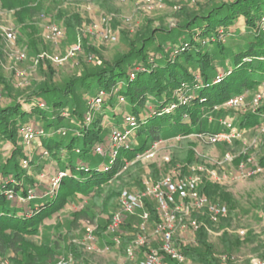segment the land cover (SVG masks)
Returning <instances> with one entry per match:
<instances>
[{"label": "trees", "instance_id": "1", "mask_svg": "<svg viewBox=\"0 0 264 264\" xmlns=\"http://www.w3.org/2000/svg\"><path fill=\"white\" fill-rule=\"evenodd\" d=\"M191 6L174 12L178 21L173 26L143 25L132 38L123 28L119 39L126 48L110 59H105L82 36V52L95 58L78 59V53L74 57L75 71L61 82L55 78L48 59L47 66L42 62L39 65V82L15 86L0 76V94L6 99L0 104V141L10 139L16 145L0 164V259L5 256L12 264H51L58 241L52 239L50 247L37 233L48 217L68 204L62 191L81 192L96 200L102 195V203H107L122 189L142 187L144 174L149 175L146 170L140 164L124 170L122 167L153 141L178 135V140L171 141L203 142L191 134L206 135L224 129L212 125L208 120L211 116L229 118L240 130L255 126L261 132L264 100L253 110L237 113L233 108L219 106L231 96L244 94L264 82V36L260 25L264 0H207ZM106 8L114 7L110 3ZM110 15L109 21L116 23L115 8ZM64 23L65 29L76 31L81 22L70 18ZM118 116L119 122L115 120ZM105 128L110 129L108 135ZM113 130L126 134L115 147L109 143ZM26 132L31 135L29 139L24 137ZM142 133L144 137L138 142L137 135ZM18 136L36 148L35 157L16 144ZM263 138L255 140L261 143ZM97 147L103 151H96ZM183 148L185 155L181 159L172 155L165 164L179 168L181 177L184 168L188 171L186 163L194 161L191 149ZM231 159L252 173L264 168V150L249 163L233 156ZM45 169L61 173L58 189L51 188L50 180H46L50 172L45 173ZM41 171L45 176L36 179ZM159 176L154 174L153 179ZM116 177L117 184L113 182ZM222 185L200 177L198 190L210 201L224 204L227 214L212 221L206 211L191 212L199 226L191 241L181 245L185 264H230L246 242V237L240 239L227 229L237 207ZM255 209L264 215V206ZM81 211L80 217H87V209ZM213 229L220 230L217 243L209 238ZM124 230L133 235L138 228L127 223ZM129 236L122 240L120 252ZM68 251L73 264H117L115 259L106 260L86 251L79 243H69Z\"/></svg>", "mask_w": 264, "mask_h": 264}, {"label": "rangeland", "instance_id": "2", "mask_svg": "<svg viewBox=\"0 0 264 264\" xmlns=\"http://www.w3.org/2000/svg\"><path fill=\"white\" fill-rule=\"evenodd\" d=\"M204 1L207 0H108L106 3L104 0H0V45L3 51V55L0 57V76L6 81H12L15 86L31 81L39 82L42 79L39 65L42 62V65L45 67L47 63L45 60H40L33 69L31 67L33 59L43 53H47L49 56L62 55L68 48L74 46L78 40L80 41V56H78V59L89 61L92 57L95 58L92 54L82 52V36H85L91 46L93 45L95 50L102 53L105 59H110L118 51H124L126 48L124 43H122L123 40L119 39V32L123 28H125L123 30L128 33L129 37L132 38L143 25H148L146 27L173 26L178 21L173 16L174 12L179 11L183 7H192L191 5L198 2L203 3ZM109 2L118 14L114 16L116 23L109 21V16H111L110 11L114 9L108 10L106 8L110 4ZM70 18L80 20L81 23L78 30L65 29L64 21ZM51 22L64 30L63 38L53 46L43 39L45 26ZM92 24L107 28L111 32H116L117 41L111 44L95 39L94 36L86 31ZM9 31L16 32V40L13 43L5 37V32ZM35 39H39L38 42ZM16 52L24 53L26 57L21 61L17 60L15 58ZM47 59L56 75L55 78L60 82L67 79V76L71 75L76 69V58H72L69 61L65 60L62 64H55L50 58ZM24 69H26V74L16 77L15 70L24 71ZM259 88V85L249 88L243 94V105L233 108L234 112H232L237 113V111L241 110H252L251 102ZM5 100L4 96L0 94V104H4ZM263 100L264 98L261 102ZM112 104L115 105L114 101ZM119 109H122V107ZM125 109L128 110L129 107L126 106ZM214 117L211 116L212 125L219 128L224 127L220 121L222 118L214 119ZM115 120L119 122V116ZM63 123L66 124L65 121ZM241 131V137L239 139L234 138L230 142L212 144L194 139H183L177 142L168 141L160 145L159 149L155 152L154 159L151 161H135L129 165L140 164L146 170V174L149 175L146 176L144 174L143 181L149 176V178L153 179L154 174L162 176L163 171L169 168L163 162L162 158L164 156L170 158L172 155H175L176 158L179 157L181 159L185 155L183 147L191 149L194 161L186 163L185 167H188V171L185 168L183 169V177L200 175V177H206V180L213 184L218 182L223 184V189L230 195V200L232 199L236 204L237 214L231 219V223L227 229L229 233L236 235L240 239L246 237V242L244 241L240 245L239 249L235 252L236 259L232 260L230 264H250L252 261H264V215L260 213L259 209H255L256 207L260 208L264 206V168L256 170L251 174L237 177L235 175L237 168L235 164L237 161L231 159L233 156L234 159L240 162L247 161L249 163L252 158L256 159L261 152L263 153L264 138L263 141L261 140V143H259V140H255V138L264 137V125L261 128V132H257L255 126H250ZM104 132L105 135H108L110 129L105 128ZM143 137V133L137 135V141L140 142ZM187 142L191 143L186 146ZM16 144L23 147L24 150L34 157L38 154L36 148L22 137L18 136ZM14 146H16L15 143L10 139L0 141V164L11 155ZM227 155L230 159H226ZM96 158L100 159V156L97 155ZM23 165L27 166V162H24ZM44 171L45 173L50 172L49 169H45ZM208 175L214 178H210ZM43 176L45 175L41 171L35 178L40 179ZM54 176L55 174L50 172V178L46 180H50L51 182ZM117 178L113 181L116 184L118 183ZM133 187L130 190L143 189L144 185L142 184L140 188L137 186ZM62 193L67 200L69 199V202H66L68 204L64 206L65 208L48 217L45 225L37 233V236L43 239L44 243L49 244L50 247L54 243L52 239L58 241L59 247L55 249V256L52 258L51 264L69 254V243H79L85 248L87 240L86 227L84 225L92 224L91 222H93L90 221L89 217L94 219V223L98 225L95 226L96 228L98 227L96 229L98 230L97 234L100 237L104 235L106 218L109 214L106 211L110 210L111 212L116 209V198L119 194L114 195L107 203H102V195L101 198L96 200L88 198L87 195L80 194L81 192L78 194L74 191H62ZM84 209H87L88 218L80 217L81 210ZM212 231L209 237L210 241L217 243L220 230L213 229ZM240 231L243 233L240 234ZM247 238L249 241H247ZM99 255L106 257V260H113L111 252ZM114 259L117 262L119 261V259ZM1 261H7L9 264H12L5 256L0 259Z\"/></svg>", "mask_w": 264, "mask_h": 264}, {"label": "built area", "instance_id": "3", "mask_svg": "<svg viewBox=\"0 0 264 264\" xmlns=\"http://www.w3.org/2000/svg\"><path fill=\"white\" fill-rule=\"evenodd\" d=\"M261 32L264 36V18L261 19ZM95 39L102 40L106 43H115L117 41V33L111 32L107 28L98 27L92 24L86 30ZM64 36V30L51 22L45 26L43 39L45 42L56 45ZM5 37L13 43L16 40V32H5ZM80 52V41L68 48L62 55L49 56L47 53L40 54L33 59L31 67L34 69L40 60L50 58L55 64H62L65 60L74 58ZM26 56L24 53L16 52L15 58L23 60ZM25 70H15L17 76H24ZM264 98V82L260 85L257 94L254 96L251 106L252 110L260 105ZM243 105V94H237L228 98L219 108H236ZM218 109V107H214ZM212 121L211 117H208ZM224 125V129L215 131L211 134L202 135V133L191 134L194 137L202 138L206 143L230 142L234 138L241 137V130L236 127L229 118L220 120ZM126 134H122L113 130L109 136L111 147L118 146L125 138ZM24 137H31L29 132ZM180 136L173 139L178 140ZM172 138L165 140H157L151 142L145 150L136 153L129 161H125L122 167L124 170L132 162L135 161H151L154 159L155 152L160 145ZM96 151L102 152L101 147H97ZM163 162L168 163L170 158L164 156ZM226 159H230L227 155ZM237 177L251 174L252 171L245 170L240 163L236 170ZM213 176V174H211ZM61 173L52 177L51 188L57 189L58 181ZM208 177L214 178V177ZM200 177L194 175L191 177H181L179 168H169L157 180L146 178L142 181L144 185L140 190L122 189L116 198V209L107 215L106 218V239L96 234V224H86V240L85 250L96 254H105L106 252L120 254L118 264H185V255L181 251V245H185L191 241L194 231L198 228L199 222L191 216V212L200 213L206 211L212 221H217L220 217L227 214V208L224 204L210 201L206 195L198 190ZM30 196H32L30 194ZM29 197V196H28ZM154 213V216H152ZM130 223L132 228H138L133 235L124 230V226ZM243 232L240 231V234ZM122 252H120L122 240L128 237ZM102 240V241H101ZM101 241V242H100ZM2 264H9L2 261ZM54 264H73L72 256L68 254L66 257L59 258ZM250 264H264V261H252Z\"/></svg>", "mask_w": 264, "mask_h": 264}, {"label": "crops", "instance_id": "4", "mask_svg": "<svg viewBox=\"0 0 264 264\" xmlns=\"http://www.w3.org/2000/svg\"><path fill=\"white\" fill-rule=\"evenodd\" d=\"M112 212V211H111ZM45 222H47V220H45ZM103 239H106V238H103ZM102 241V240H101ZM100 241V242H101ZM112 258L114 259V258H116V260H118L119 258H121V256H120V254L116 251V253H112ZM117 262V261H116ZM117 264H118V262H117Z\"/></svg>", "mask_w": 264, "mask_h": 264}]
</instances>
